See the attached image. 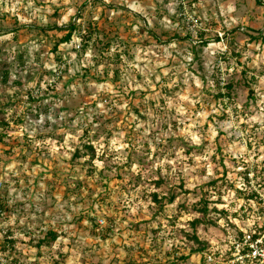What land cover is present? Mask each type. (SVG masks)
I'll list each match as a JSON object with an SVG mask.
<instances>
[{
  "label": "rangeland",
  "instance_id": "rangeland-1",
  "mask_svg": "<svg viewBox=\"0 0 264 264\" xmlns=\"http://www.w3.org/2000/svg\"><path fill=\"white\" fill-rule=\"evenodd\" d=\"M253 173L264 0H0V264H207Z\"/></svg>",
  "mask_w": 264,
  "mask_h": 264
},
{
  "label": "built area",
  "instance_id": "built-area-1",
  "mask_svg": "<svg viewBox=\"0 0 264 264\" xmlns=\"http://www.w3.org/2000/svg\"><path fill=\"white\" fill-rule=\"evenodd\" d=\"M221 39L224 41V37ZM246 179L249 189L241 191L245 203L239 214L227 215L225 221L229 230L224 246L208 254L207 264H264V194L256 187L254 173Z\"/></svg>",
  "mask_w": 264,
  "mask_h": 264
},
{
  "label": "trees",
  "instance_id": "trees-1",
  "mask_svg": "<svg viewBox=\"0 0 264 264\" xmlns=\"http://www.w3.org/2000/svg\"><path fill=\"white\" fill-rule=\"evenodd\" d=\"M259 2V1H258ZM260 3V2H259ZM74 27H70L69 28V33H68V35H67V37L63 40L64 42H69L70 41V39H71V37H72V34H73V31H74ZM89 150H92V147H90V148H88ZM205 212H207V209H205L204 210ZM222 214V213H221ZM223 218L224 219H227V213L226 212H223ZM50 236H51V238H50V241L51 242H55L56 240H57V235L55 234V233H50ZM11 243H13L12 241H11ZM43 243H45V242H43ZM206 249H209V246H207V247H205Z\"/></svg>",
  "mask_w": 264,
  "mask_h": 264
}]
</instances>
